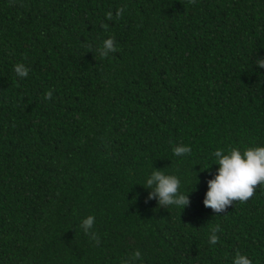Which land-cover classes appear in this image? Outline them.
<instances>
[{
    "label": "trees",
    "instance_id": "1",
    "mask_svg": "<svg viewBox=\"0 0 264 264\" xmlns=\"http://www.w3.org/2000/svg\"><path fill=\"white\" fill-rule=\"evenodd\" d=\"M258 58L264 0H0V264H264V184L203 203L217 149L264 146ZM155 170L188 207L148 199Z\"/></svg>",
    "mask_w": 264,
    "mask_h": 264
},
{
    "label": "clouds",
    "instance_id": "2",
    "mask_svg": "<svg viewBox=\"0 0 264 264\" xmlns=\"http://www.w3.org/2000/svg\"><path fill=\"white\" fill-rule=\"evenodd\" d=\"M114 38L103 41L100 48L101 56H108L115 52ZM257 68L264 69V59L256 60ZM14 71L19 79L29 76L30 69L23 63L15 65ZM51 92L47 98H51ZM176 156H185L191 152V148L185 145H178L173 149ZM214 164L217 171L213 179L208 180V191L204 198V206L216 213L224 212L234 201L246 202L254 194L257 185L264 184V146L247 147L243 151L240 148H231L227 152L224 149H217L214 153ZM147 188L149 189V200H157L159 205L176 206L183 210L190 205L189 195L179 191L180 179L175 175L165 174L161 170H155L146 177ZM95 224V216H88L80 227L85 234H91L92 238L99 244V238L91 232ZM221 232L219 225L211 229L208 242L215 245L219 241L218 233ZM139 261L143 264L142 254L137 250L131 257V264ZM232 264H252L247 254L237 252Z\"/></svg>",
    "mask_w": 264,
    "mask_h": 264
}]
</instances>
